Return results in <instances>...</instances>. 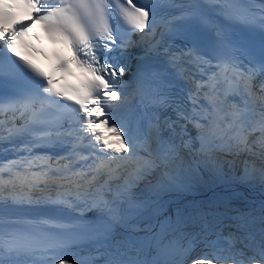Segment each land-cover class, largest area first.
I'll return each instance as SVG.
<instances>
[{
  "label": "bare ground",
  "instance_id": "1",
  "mask_svg": "<svg viewBox=\"0 0 264 264\" xmlns=\"http://www.w3.org/2000/svg\"><path fill=\"white\" fill-rule=\"evenodd\" d=\"M183 70V79L188 80L189 86L187 91V98L189 99L188 105L190 106V110L187 113V120L189 123V128H186V130L194 131L196 135V144L198 145V150H196L197 156H193L192 154V161L190 163V166L186 167L183 160H178L177 165L179 166V169L181 168L183 173H186L189 177L185 178L190 182L191 185H183L184 183L179 180V178H174V176H170L168 173L169 170L163 169L162 170V178L163 176L166 177L167 181L164 182V185L166 186L167 182L169 185H171L170 178H173V187L174 189L178 190L173 191L171 189L165 190L157 187H153L152 191L148 193H140L138 196H136L135 199L129 200L126 202L123 200V198L119 197L117 199H110L104 201L102 198L97 199L99 202H96L94 199H90L87 194H83L82 196H78L75 201H80L72 204L71 202H68L67 200H60L55 197H46L44 199L37 200L36 197H32V199H29L30 197L26 199L25 203L17 201L19 194L26 193V194H34L35 192H32L34 190L29 189L25 186H20L15 189H9L11 192H19L13 193L15 199H11L10 197H6L1 200H8V201H1L0 204H4L7 207H11L13 209L18 210H26V211H36L37 213H31L27 212L24 214H20L18 217L24 218L29 222H36L40 221L43 224H51V225H57V226H69V225H75V226H92V227H102L105 230V233H107L105 236L100 237L97 239L96 243L98 245L99 242L102 243L101 248L103 249H109L111 251L116 250L112 244L108 242V239L111 237L114 239L116 244H124V246H129L128 243H126V239L130 240L135 239L136 236L139 234H142L143 240L147 239V236L151 237L152 240L150 241H144L141 240L142 244H145L147 248L145 251H140V260H132L129 259V256H125V259L128 264H149L150 260L154 257V255L149 251L150 248H154L156 251H160L164 253L166 247L164 245L168 244L166 242L164 245H160L159 243L156 244L155 239L158 237L157 234L159 233V229L161 228V223H163L164 220H166L167 216H164V212L167 213H176L178 212V207H188L190 206L189 203L196 204L200 202V200H207V201H218L219 197L225 199V197H229V195L235 196V194L238 195V197L242 198L241 201H244L246 203H249L247 207H253L258 206V210H260L263 206L264 202V179H261L259 177V173L257 171L256 164L261 163V166H264V87L258 86L257 82L252 81L250 86H245V94L242 98L237 99V105L238 110L233 112V114L229 116H225L221 113L220 107L223 105V99L219 101L215 96L214 93L216 92V87L218 83V79L215 78L214 74H210V78L207 79L208 73H203L200 68H194L190 65L184 64L181 67V71ZM204 82H208V85ZM191 84V85H190ZM201 85H205L204 93L201 94L197 91V87H200ZM202 96L203 99L200 97ZM209 101V104L207 101ZM206 103H205V102ZM115 105H120L122 107V112L119 116L112 117L108 114V111H103V117L106 122H109V120L113 121V132H101L98 139L91 140V145H96L93 149H95L96 152V165L104 168L106 164H104L101 160H104L105 158H101L98 153L103 154L106 149L109 150L111 153V157L117 159V155H122L125 157H130L131 151L126 146V144H135L136 149H139L144 152L146 155H148L150 158H152V155L146 152V149L144 145L141 143L137 135H134L130 128L129 130H126V124L130 123L131 121L136 122V129L138 131H145L148 129L147 121V115H149V111L153 110V108H146L144 110V107L139 105L138 99L132 94L131 91H122V93H119L115 96L114 100L112 101ZM198 105L200 107H206V113L203 110H198L195 106L193 107L192 104ZM109 104V100H104L102 102V105L106 106ZM228 107V106H227ZM141 108V116L139 115H133L134 111L136 109ZM207 108L211 111H207ZM200 109V108H199ZM146 111V112H145ZM179 110H175L174 112V118H176L177 113ZM212 112L218 119L226 120L230 119L229 125H232L233 128L229 131L235 129L234 132L239 131L238 128L240 127V138H242L244 141L247 139H244L246 137H254L256 140L251 141L248 143V146L251 145L253 152H251L249 149V152H251V157L247 158V161L249 163L255 161L257 163L252 165H243L246 162L240 161L241 155V148L246 151V141L244 142V145L242 142L237 141L236 145V151L233 152V156H229V163L226 166V169L228 168L230 171H225V167L222 164H226V160H223L221 164L220 161H216L217 157H224L222 155L224 153L223 150L220 148H215L214 146L211 148L208 146V138L206 136L205 131L203 130V126L199 125L196 126L195 124H191L192 119H210V116H208ZM208 113V115H207ZM240 114L242 116H240ZM147 117H144V116ZM244 117L250 118L255 122V125L253 126V123L249 120H244ZM146 118V119H145ZM150 118V117H149ZM152 119V118H151ZM236 121V122H234ZM242 122L245 124L243 125ZM250 122V127L247 126ZM233 123L236 125H233ZM253 126V127H252ZM134 129V128H133ZM126 130V131H123ZM217 130V129H216ZM118 131L121 133V138H115L114 132ZM246 131V132H245ZM224 132V131H223ZM233 134V133H232ZM232 134H230V138L226 139L225 143H218V146L220 145L223 147L224 144L231 143V141H234L236 137L234 136L232 138ZM131 136V137H128ZM199 136V138H198ZM228 136V134H227ZM150 136V140H151ZM219 137H222L221 135ZM153 138V137H152ZM234 139V140H233ZM167 140L176 141V137L174 135L167 136ZM219 140V139H218ZM219 142V141H218ZM260 144L259 146L257 145ZM217 146V147H218ZM219 146V147H220ZM247 146V147H248ZM21 148L20 145H17L14 153L19 151ZM101 149V150H100ZM228 152H225L224 154H230V150L226 148ZM103 151V152H102ZM149 151V150H148ZM151 152V151H149ZM0 153H3V151H0ZM108 153V152H107ZM109 153V155H110ZM159 154V153H155ZM104 155V154H103ZM222 155V156H221ZM94 156V153H93ZM261 157V158H260ZM14 160L19 161L20 158L15 156L13 157ZM162 160V158H157ZM224 159V158H223ZM159 161L149 162V164L152 166V168H149V172L155 173V170H159V165L157 164ZM172 164L171 160L169 159L168 163H165L163 161V164ZM128 163V162H127ZM132 163V162H131ZM27 161L23 163L22 168L26 166ZM153 164V165H152ZM127 165V164H126ZM148 165V163H147ZM154 165L156 167L154 168ZM230 165V166H229ZM237 165H240L242 167H235ZM157 166H159L157 168ZM115 167V166H114ZM249 169L247 170L246 168ZM175 167H171L173 170ZM233 171H232V170ZM264 170V167H262ZM124 172L125 170L122 169ZM238 170H243L242 173H248L251 175V178L255 179V181H249L245 178H242L240 176ZM140 171V170H139ZM177 171V170H175ZM141 170V174H142ZM170 172V171H169ZM223 173L221 176L219 173ZM235 172V173H233ZM264 172V171H263ZM98 174L101 173V171H97ZM175 176L173 171L171 172ZM135 175V177L138 175ZM184 175V174H183ZM231 175V176H230ZM155 176V175H154ZM182 176V175H181ZM178 177V176H177ZM214 177L219 179H228L229 182L226 183L228 188L234 192L230 193L227 190L224 189H213L214 186ZM106 178V177H105ZM104 178V179H105ZM138 179V178H136ZM192 179V180H191ZM106 180V179H105ZM90 181V188L93 192L96 194L105 193L106 191L104 188L99 187V184H104L105 181L96 183L93 178L89 179ZM249 181V182H248ZM70 185V184H66ZM163 185V184H162ZM216 187V186H215ZM157 188V189H154ZM37 190V189H36ZM217 190V191H216ZM38 191V190H37ZM213 192H220V196L217 195L213 196L211 193ZM110 192V188L108 186V191ZM230 193V194H229ZM229 194V195H228ZM191 195L192 198L187 199L186 196ZM254 198V200H252ZM88 199V200H87ZM218 199V200H217ZM73 201V202H75ZM83 201V202H81ZM206 207L203 205V208ZM250 216L253 218L255 216V220L260 223H263L264 217L261 213H259L260 219L257 218V214L252 212L250 210ZM145 219V220H144ZM259 223V224H260ZM261 228V227H260ZM125 230L128 233V236L123 233ZM161 231V229H160ZM264 233V231H263ZM209 234V233H208ZM136 235V236H135ZM114 236H116L114 238ZM119 236V237H118ZM120 236L123 238L125 242H122ZM210 235H208L209 237ZM118 237V238H117ZM207 237V238H208ZM150 239V238H149ZM171 239V238H169ZM223 240V239H222ZM135 241V244L138 243L141 246V243L137 240ZM225 241V240H223ZM201 242V244H200ZM199 242L200 245H197L196 248H191V251L187 256V264H210V256L211 254L216 253V245L219 244V241L216 243H212L213 240L209 241L208 239L201 240ZM114 243V244H115ZM175 243V242H173ZM172 243V244H173ZM175 245V244H174ZM138 245L134 246L131 250L134 249L135 252L138 250ZM172 246V245H171ZM136 247V249H135ZM130 248V247H129ZM128 248V249H129ZM99 250V249H98ZM178 248H173L170 252L173 254L176 253ZM104 251V250H103ZM121 256V255H120ZM153 256V257H152ZM123 257V256H122ZM143 257V258H142ZM16 256L10 255L8 258L3 259V261H0V264H20L19 262L15 261ZM139 258V257H137ZM109 259L111 261L110 264L113 263L115 260L114 253L113 255H107L105 252H93L90 250H87L85 253L80 252L79 254H76L75 251L70 252L69 254L62 253L60 256L56 253L48 252V253H39L34 252L30 255L29 260L33 262V264H98L101 260ZM10 260V261H8ZM149 260V262H148ZM103 262V261H102ZM173 264H177L176 260L173 259Z\"/></svg>",
  "mask_w": 264,
  "mask_h": 264
},
{
  "label": "rangeland",
  "instance_id": "2",
  "mask_svg": "<svg viewBox=\"0 0 264 264\" xmlns=\"http://www.w3.org/2000/svg\"><path fill=\"white\" fill-rule=\"evenodd\" d=\"M204 89H205V85L204 86L201 85V90H200V87H197V91L201 94L204 93ZM200 97L202 98V96H200ZM110 101H113V97L111 98ZM192 106L193 107L195 106L196 108H198V110H203L204 112L206 111V109H205L206 107H203V106L200 107L198 105H195L194 103L192 104ZM208 110L211 111L210 109L207 108V111ZM133 115L141 116V113L139 114V109L138 110L136 109V111L133 113ZM207 115H208V113H207ZM208 116H210L209 120L206 118L196 119V120L192 119V122L195 123L196 126H199V125L203 126V130L205 131L206 136L208 138L207 143H208L209 147L212 148L214 146L215 148H220L221 150H223L220 145H219L220 147L218 146V143H220V144L225 143L226 139H229L230 138L229 135L232 133H233L232 136L234 135V133L236 135L241 134L240 127H236L239 129V131L237 130V132H234L235 129L232 130L231 132L229 131L230 129L233 128L232 125H229L230 124L229 122L231 121L230 119H226V120L218 119L212 112H210V114ZM240 116H242V115L240 114ZM144 117H147V116L145 115ZM245 120H249L253 123V126L255 125V122L252 119L244 117L243 121H245ZM145 121H147V124L149 127L151 125L150 119L147 117V119ZM234 122H236V121H234ZM191 124L192 123H190V125ZM242 124L244 125L245 123L242 122ZM233 125H235V124L233 123ZM236 125H238V123ZM250 125L251 124L249 122V124H247V126L250 127ZM128 128H130L131 132L134 135H137V137L139 138V140L141 141V143L145 147V141H144L145 131L144 132L138 131L136 129V122L135 121L134 122L131 121L130 123L126 124V130H129ZM126 130H123V131H126ZM227 134H228V136H227ZM220 135L222 137H219ZM114 136H115V138H118V137L121 138L122 137L121 133H119L118 131L114 132ZM128 137H131V136H128ZM224 137H226V139ZM198 138H199V136H198ZM247 138L248 137H246L244 139H247ZM150 142L154 143V139L152 137H151ZM238 142H240V141L238 140ZM242 144L244 145V142H242ZM257 145L259 146L260 144H258V142H257ZM126 146L131 151V155H130V157L117 155V158L120 157L122 159V160L119 159V161H121V166H123L122 164H127V166H130L134 163L141 162V160L144 159V166L152 168V166L149 164V162L155 163V161L152 158H150L144 152L142 153V151H140L139 149H136L135 144L133 145V144L127 143ZM146 146H147L148 150L151 151V153H159V150L155 145L152 144L150 146V145L146 144ZM248 149L251 152H253L251 145L248 146ZM226 152H228V151L226 150ZM109 153L110 152L108 149H106V151L103 152L104 155L98 153V155L101 158H105L104 160H101L103 163L106 160H110V163H111V160H115V161L117 160L116 157L115 158L111 157V153H110V155H109ZM224 153L222 155H224ZM223 158H224L223 156H222V158L217 157L216 161H221V160L223 161ZM127 162H134V163L128 164ZM253 162H254L253 164L257 163L255 161H253ZM147 163H148V165H147ZM169 164H170V162H169ZM243 165H249V162L246 164L244 163ZM114 166L115 165H113L112 167H114ZM164 166H166V168H161V167L157 166V168L159 167V170H155V173L154 174L152 173V174L155 175L156 177H159L160 180L162 181V174L161 173H162L163 169H166V170L170 171V172L169 171L166 172L170 176H174V178H179V177L175 176L173 173H171L173 171L175 174H177V171H175L176 169L173 168V170H172L168 164L167 165L165 164ZM155 167H156V165H154V168ZM224 167H225V171H227V170L230 171L228 168L226 169V166H224ZM256 167H257L256 172L259 173V177L261 179H264V172H263L264 170L262 169V167H264V166H261V163H257ZM114 168H116V166ZM246 169L248 170L249 167ZM238 171H239L240 176L242 178H244V176H245L244 179L247 178V180H249V181H252V182L255 181V179L251 178L250 174L242 173L243 170H238ZM238 171H236V173ZM121 172L124 173L123 170ZM117 173H118V171H115L114 174H109V177H106L105 179L109 180L111 177L116 176ZM233 173H235V172H233ZM135 174L138 175V177L137 176L135 177V175L131 176L130 174L126 173V175L128 177L138 178V179L141 178L139 176V175H141V170L140 171L137 170ZM222 174L223 173H221V172L219 173L220 176ZM180 175L189 177L186 173H183V172H181ZM219 178L220 177H218V178L214 177L213 189H218V190L224 189L230 193H234L226 185V183L229 182V180H231V178H228V179H222V177H221V179H219ZM179 180H181L184 183L183 185H185V186L186 185L190 186L191 185L190 182H192V181H188L187 179H180L179 178ZM170 181L172 184V182H173L172 177L170 178ZM159 184H161V183H159ZM142 185L144 187H150V186L157 187V184H154L152 182H146V183L142 182ZM108 186L110 188L109 193L113 194L110 196V199L119 198L118 194H115V191L113 190L115 187H113L111 183H109ZM161 187H162V189L166 188L165 190H168V188L164 184L161 185ZM170 187L171 188H169V189L176 191V192L178 191V190L174 189L175 187L173 186V184L170 185ZM150 191H152V189H150L148 191H146L144 189L143 190L141 189L140 191L139 190H132L134 195L129 193V195L125 194L124 198H123V196L121 198H123V200L128 202L129 200L135 199L136 196H138V194L143 193V192L148 193ZM211 194L213 196H216V197H217V195L220 196L219 191L218 192L212 191ZM234 195L235 196H232V197L229 195V197H225V199H223V200H222V198L219 197V200L217 199L218 201H214V202L207 201V200H200V202H198L197 204H196V202L189 203L190 206L185 207V208L177 206L178 212L172 213V214H171V212L166 213L164 216H167V218H166V220L163 221V223H161V228H160L161 231H160V229L158 230L159 233L157 234L158 237L155 239V242H156V244L159 243L160 245H164L166 242H168V244H169V242H170V246H168V244H166L164 246L167 249L164 251V253L157 251V250L155 251L154 248H150L149 251L154 255V257L152 256L153 258L150 260L149 264H173V259L176 260L177 264H187L188 260L186 261V258L188 256V254L190 253L189 250H191V248H196L197 245L201 244L200 241L204 240V239H208L209 241L213 240V242H212L213 244L219 241V244L216 245L217 247L215 248L216 253L215 254L213 253L210 256L211 257L210 258V260H211L210 264H264V233H263V231H264V219L262 220L258 216L260 213V210H258L259 208L257 205L255 206V208L247 207V205H249V203L241 201L242 198L238 197L237 194L234 193ZM29 199H32V198H29ZM187 199H189V198H187ZM94 200L96 202H99L97 199H94ZM252 200H254V198ZM68 202H71V201H68ZM73 203H76V202L72 201V204ZM203 205L206 207L203 208ZM250 210L252 212H254L255 214H257V218L262 220L263 223H260V222L257 223V221L255 220V216H253V218L250 216V214H249ZM123 233L128 236L127 232H123ZM208 235H210V236L208 237ZM115 237L116 236H114V238ZM169 238H171V239H169ZM135 239L141 243L140 239L143 240L142 234H139L138 236H136ZM152 239H153L152 236L151 237L147 236V239L143 240L142 242L144 243V241L146 242V241H150ZM222 239L225 241H223ZM114 241L115 240L112 239L111 237L108 239V242L110 244H112V246L115 245ZM129 241H130L129 239L128 240L126 239V243H128L129 246H126V245L123 246L122 252H116L115 253L109 249L108 250L103 249L104 252L107 251V253H110V252L114 253L115 260L113 261L112 264H128L126 259H125L126 255L130 257L129 259H132L134 261L141 259L140 255H139L140 251H145L147 246H145V244H142V243L140 246L138 243H136L138 245L137 246L138 251L135 252L134 249L131 250L132 248H134V246H136L135 242H133L132 239H131L130 243H129ZM173 242H175V243H173ZM199 242H200V244H199ZM117 245L119 246L120 244H117ZM172 247L178 248L176 253L175 252L173 254L170 253L172 251ZM180 248L184 251H187V252L179 251ZM135 249H136V247H135ZM86 251H83V253H85ZM124 251H126L127 253H124ZM137 257H139V258H137ZM111 261H112V259H111ZM111 261L109 259H105V260L103 259L98 264H110ZM148 262H149V260H148Z\"/></svg>",
  "mask_w": 264,
  "mask_h": 264
},
{
  "label": "water",
  "instance_id": "3",
  "mask_svg": "<svg viewBox=\"0 0 264 264\" xmlns=\"http://www.w3.org/2000/svg\"><path fill=\"white\" fill-rule=\"evenodd\" d=\"M260 213H261L262 216L264 217V202H263V206H262V208L260 209Z\"/></svg>",
  "mask_w": 264,
  "mask_h": 264
}]
</instances>
